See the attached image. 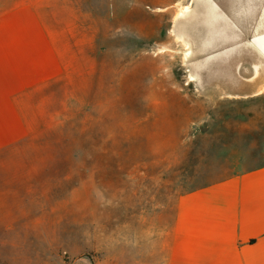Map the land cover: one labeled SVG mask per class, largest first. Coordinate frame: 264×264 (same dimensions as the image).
I'll return each instance as SVG.
<instances>
[{
    "label": "rangeland",
    "instance_id": "obj_1",
    "mask_svg": "<svg viewBox=\"0 0 264 264\" xmlns=\"http://www.w3.org/2000/svg\"><path fill=\"white\" fill-rule=\"evenodd\" d=\"M133 4L127 24L102 3L1 150L0 264H111L118 179L160 174L169 196L264 162V0Z\"/></svg>",
    "mask_w": 264,
    "mask_h": 264
},
{
    "label": "crops",
    "instance_id": "obj_2",
    "mask_svg": "<svg viewBox=\"0 0 264 264\" xmlns=\"http://www.w3.org/2000/svg\"><path fill=\"white\" fill-rule=\"evenodd\" d=\"M80 1L0 3V152L29 133L26 102L59 82L70 47L85 52L101 36L102 3L133 21V0H98L88 11ZM126 177L111 200V264H264V162L169 196L160 174Z\"/></svg>",
    "mask_w": 264,
    "mask_h": 264
},
{
    "label": "bare ground",
    "instance_id": "obj_3",
    "mask_svg": "<svg viewBox=\"0 0 264 264\" xmlns=\"http://www.w3.org/2000/svg\"><path fill=\"white\" fill-rule=\"evenodd\" d=\"M189 8H190V7H189V4L184 5V7H183V11H187Z\"/></svg>",
    "mask_w": 264,
    "mask_h": 264
}]
</instances>
